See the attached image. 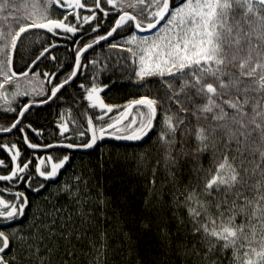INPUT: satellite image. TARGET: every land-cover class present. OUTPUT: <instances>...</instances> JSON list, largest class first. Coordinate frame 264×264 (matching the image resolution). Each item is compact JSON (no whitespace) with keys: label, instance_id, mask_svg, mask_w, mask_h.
<instances>
[{"label":"snow or ice","instance_id":"snow-or-ice-1","mask_svg":"<svg viewBox=\"0 0 264 264\" xmlns=\"http://www.w3.org/2000/svg\"><path fill=\"white\" fill-rule=\"evenodd\" d=\"M53 6L65 14L42 28L52 39L40 59L64 46L53 41L65 40L74 63L62 80L64 67L44 73L50 88L40 105L55 103L101 63L89 53L103 44L129 54L124 59L140 87L157 77L164 94L130 100L112 117L114 106L93 75L77 85L87 104L81 118L71 128L61 120L55 133L26 122L35 103L0 112V264H53L61 249L67 264L77 245L92 264L114 245L136 254L133 224L153 237L157 256L169 257L152 264H172L171 257L183 264H264V0H56ZM149 132L157 147L151 159L137 162L145 180L137 220L81 174L57 189L56 199L66 196L68 207L46 202L27 229L19 227L32 210L26 193L47 191L73 150L93 149L106 137L151 139Z\"/></svg>","mask_w":264,"mask_h":264},{"label":"trees","instance_id":"trees-1","mask_svg":"<svg viewBox=\"0 0 264 264\" xmlns=\"http://www.w3.org/2000/svg\"><path fill=\"white\" fill-rule=\"evenodd\" d=\"M177 3L179 2L176 1ZM91 0H89V4ZM54 0H0V112H7L17 104H38L44 95L49 94L50 84L44 73L51 74L53 71L60 72L64 67L65 71L60 72L57 80L64 79L70 69L66 65L74 63V53L70 41L57 40L54 43L62 44L53 50L49 57L41 60L32 73L23 79L15 80L10 75L9 60L12 47L17 36L24 30L32 27L55 26L57 21L54 18H62L65 14L62 10L57 11ZM87 14L81 10V15ZM74 22V21H73ZM87 27V26H85ZM91 36V33H89ZM78 39V37H76ZM50 35L38 31H30L18 39L15 52L13 70L17 75L25 73L31 64L40 56L44 48L48 47L47 41L51 40ZM51 55L57 59L52 60ZM90 58L95 57L101 63L95 68L87 69V76L80 74L75 84L62 90L59 100L55 103L47 104L40 108L30 109L28 120L33 122L34 127H44L49 132L55 133V125L61 120L68 122L71 128L72 119H80V114L87 108L86 102L80 99L81 90L77 87L80 82H88L91 76L96 77V83L104 87L101 93L105 103L113 105V113L109 116L115 117L130 100L140 98L143 95L163 96V90L157 82L159 78H150L151 82H146L144 87H140L137 78L133 74L132 66L125 61L127 52L119 49H110L107 44L97 47L89 53ZM98 110H91L90 114L97 113ZM108 117H105L107 119ZM151 139L147 137L141 141L116 140L106 137L98 141L93 149H80L71 152L72 159L66 170H62L57 180L48 185L47 191L37 194L28 192L29 200L32 202V210L27 213L29 217L36 204L44 199H54L53 202L66 206L67 197L60 196L57 200L58 192L52 191L60 188L65 182L75 175H84L90 178L91 184H98L109 197L119 199L125 204V211L128 219L135 221L139 218L140 210L143 209L142 193L144 191L145 180L137 174V162L144 157L151 159L155 155L156 136L149 132ZM54 139L53 136L48 137ZM208 161H204L207 167ZM49 192L51 193L49 195ZM52 195H57L52 197ZM45 208V207H44ZM20 226V225H19ZM137 225L133 224V245L136 254L130 255L127 251H118L119 245H114L106 255L96 258L97 264H138L143 260L144 264H152L153 261H163L169 257L157 256L153 250L155 245L153 237L149 234L137 230ZM172 264H183V261H176L175 257L170 258ZM55 264H61L64 260L63 249L54 256ZM92 264V257L87 250L79 245L76 248V256L69 258L67 264Z\"/></svg>","mask_w":264,"mask_h":264},{"label":"water","instance_id":"water-1","mask_svg":"<svg viewBox=\"0 0 264 264\" xmlns=\"http://www.w3.org/2000/svg\"><path fill=\"white\" fill-rule=\"evenodd\" d=\"M42 28H44V27H32V28H28V29H26V30H24V31H22L18 36H17V38L15 39V42H14V44H13V47H12V52H11V56H10V60H9V71H10V75L12 76V78L13 79H15V80H19V79H23V78H26V77H28L31 73H32V71L34 70V68H35V66L42 60V59H40V56L31 64V66L29 67V69L25 72V73H23V74H21V75H17V74H15L14 73V70H13V62H14V57H15V52H16V48H17V42H18V39L21 37V36H23L24 34H26V33H28V32H30V31H38V32H42V33H45V30H42ZM46 34V33H45ZM61 47H63V46H61ZM57 48H59V47H57ZM57 48H55V49H57ZM55 49H53V50H55ZM52 50V51H53ZM71 85V84H70ZM69 86V85H68ZM67 87V86H66ZM45 105H47V104H43V105H38L37 104V106L36 107H32L31 109H34V108H40V107H43V106H45Z\"/></svg>","mask_w":264,"mask_h":264},{"label":"rangeland","instance_id":"rangeland-1","mask_svg":"<svg viewBox=\"0 0 264 264\" xmlns=\"http://www.w3.org/2000/svg\"><path fill=\"white\" fill-rule=\"evenodd\" d=\"M54 2L56 3V0H54ZM64 185V184H63ZM63 185H59V186H63ZM57 187H55L52 191H55V193H57V190H55ZM51 193L49 192V195ZM57 195H52V197H56ZM54 199H44L43 201H40L36 204V207L34 208L33 212L31 213L30 217H29V222H27L26 224L24 225H20L19 227H22V228H25L27 229V227L29 226V223L31 222L32 220V217L34 214L37 213L38 210H41V209H44V207H46V202H53ZM55 203V202H53ZM70 205V201L69 199H67V202H66V206H69ZM82 250V248H81ZM85 250V249H84ZM229 255H231V253H229ZM53 264H55V260L53 258ZM91 264V263H90Z\"/></svg>","mask_w":264,"mask_h":264},{"label":"flooded vegetation","instance_id":"flooded-vegetation-1","mask_svg":"<svg viewBox=\"0 0 264 264\" xmlns=\"http://www.w3.org/2000/svg\"><path fill=\"white\" fill-rule=\"evenodd\" d=\"M176 1H178V0H174V2H176ZM131 2H132L134 5L136 4V0H131ZM162 23H163V22H162ZM63 47H65V46H63ZM43 59H44V58H43ZM43 59H42V60H43ZM36 66H37V65H36ZM36 66H35V67H36ZM34 69H35V68H34Z\"/></svg>","mask_w":264,"mask_h":264}]
</instances>
